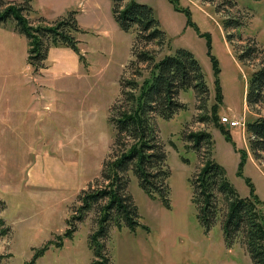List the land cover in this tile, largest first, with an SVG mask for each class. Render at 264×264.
I'll use <instances>...</instances> for the list:
<instances>
[{"label": "rangeland", "instance_id": "374dc122", "mask_svg": "<svg viewBox=\"0 0 264 264\" xmlns=\"http://www.w3.org/2000/svg\"><path fill=\"white\" fill-rule=\"evenodd\" d=\"M30 1L33 12L24 17L35 28L50 27L75 12L82 30L76 37L93 48L89 59L94 63L91 72L82 63L84 75L79 77L56 78L51 71L48 83L41 80L47 87L39 88L34 73L45 72L47 61L35 72L28 63L27 37L9 32L14 20L0 24V264L100 261L91 241L99 229V207L81 221L72 218L87 191L108 184L102 171L123 150L115 145L116 130L109 120L121 81L135 78L137 70L143 75L137 78L140 83L150 74L152 65H133V51L151 52L158 62L181 49L200 64L210 95L201 108L193 90L183 91L179 100L184 109L171 120L157 119L171 171V209L146 194L129 172L126 194L137 206L140 226L119 229L111 223L104 253L109 264H254L239 237L227 247L222 230L227 206L221 198L216 225L207 230L201 224L191 180L213 159L239 197L254 204L264 229V153L261 160L254 158L246 127L248 120L264 116V107L252 111L246 103L248 79L264 59V0H176V5L170 0H130L153 9L164 44L135 39L136 26L123 31L111 0ZM229 19L241 27L233 24L225 30ZM247 48L256 49L258 59L242 64L238 56ZM223 118L239 126L223 124ZM200 133L211 137V149L205 146L198 153L186 137ZM70 228L73 233L67 237Z\"/></svg>", "mask_w": 264, "mask_h": 264}, {"label": "trees", "instance_id": "16d2710c", "mask_svg": "<svg viewBox=\"0 0 264 264\" xmlns=\"http://www.w3.org/2000/svg\"><path fill=\"white\" fill-rule=\"evenodd\" d=\"M114 5V16L123 31L131 32L138 27L136 38L146 44L165 43V33L160 29L153 9L146 5L130 2V0H111ZM129 3L123 7V3ZM176 0H170L174 5ZM214 3L217 0H201ZM233 1V0H230ZM233 7L231 3H228ZM30 0L22 3L0 0V24L15 21V31L23 34L29 41L28 63L35 72L45 68L48 52L51 47H67L80 55L77 33L82 32L75 19V12L67 17L49 24L50 27H33L24 17V13H31ZM41 23L46 20L39 19ZM228 20L224 24L225 30L235 26L241 27L238 21ZM235 24V25H233ZM138 33V35H137ZM232 43L234 39L228 36ZM249 47V46H248ZM256 49L247 48L238 56L240 63L249 59H258ZM135 64L152 65L148 77L142 83L141 71H135V78L121 81V95L119 101L111 108L109 120L116 130L115 145L122 147L120 155H116L111 163L105 165L102 177L108 184L95 190L87 191L82 196V205L78 208V221L83 220L87 212L99 207V229L91 236L95 256L100 261L93 264H109V257L104 253V240L109 236V225L116 228L128 227L134 230L140 226L137 206L131 195H127L130 178L126 176L132 172L139 181L141 189L153 198H160L164 206L171 209L169 201V178L171 171L168 166V156L160 141L156 127L157 119L171 120L184 109L179 100L183 91L193 90L201 108L206 106L210 90L198 61L186 50H179L173 55H166L156 62L155 57L148 51H133ZM83 60L82 56H80ZM246 103L252 111L256 107H264V59L260 67L248 79ZM214 106V105H213ZM216 108V105L214 106ZM213 107V108H214ZM255 111V110H254ZM218 110L214 116L218 117ZM227 129L224 125L219 126ZM247 134L249 147L256 160H261L264 153V116L248 120ZM210 136L206 133L190 134L186 137L191 149L201 152L204 147L211 149ZM126 140L130 142L127 143ZM192 181V201L198 209V219L210 230L220 218V198L227 206V213L223 221L224 241L228 248L235 245L239 237L245 244L247 252L254 264H264V229L253 203L248 199H241L235 189L227 181L224 171L213 159H208ZM72 224V223H71ZM73 225V224H72ZM71 226V225H70ZM8 231V230H7ZM6 233V230H5ZM73 229L66 232L72 235Z\"/></svg>", "mask_w": 264, "mask_h": 264}, {"label": "crops", "instance_id": "0c3cea01", "mask_svg": "<svg viewBox=\"0 0 264 264\" xmlns=\"http://www.w3.org/2000/svg\"><path fill=\"white\" fill-rule=\"evenodd\" d=\"M10 1V0H9ZM12 2V1H10ZM16 2V1H13ZM9 32L13 35V36H18V32H15L14 29H9ZM81 37H77V40L79 42V50L82 53V58H85V61L81 60L80 56L74 52L72 49L67 48V47H55V48H51L50 51L48 52V60H47V70L44 72L43 70L38 72V73H34V75H38V77L40 78L39 80L35 78L34 76V80H37L39 82V88H43V87H47L45 83L47 82V78L50 74L51 71H54V75L56 78H68V77H75L77 75V77L79 76H83L84 75V70L82 67V63L86 62L85 65L86 67V71H90V67H92V63H94L93 61H91L89 59V52L90 50L93 48H88L86 47L85 43ZM83 43V44H82ZM90 60V62H89ZM51 63L56 65V68L53 70V67H51ZM83 70V72H82ZM43 80H45L44 82H42ZM67 85V83L65 84ZM46 98V95L44 93H42L41 98L43 100V98Z\"/></svg>", "mask_w": 264, "mask_h": 264}, {"label": "built area", "instance_id": "2783aa9c", "mask_svg": "<svg viewBox=\"0 0 264 264\" xmlns=\"http://www.w3.org/2000/svg\"><path fill=\"white\" fill-rule=\"evenodd\" d=\"M222 123L223 124H228L230 127H237V126H239V123L238 122L230 121L229 118H223L222 119Z\"/></svg>", "mask_w": 264, "mask_h": 264}]
</instances>
